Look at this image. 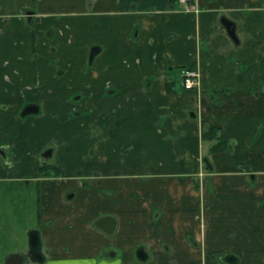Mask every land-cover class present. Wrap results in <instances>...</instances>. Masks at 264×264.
<instances>
[{
	"label": "crops",
	"instance_id": "1",
	"mask_svg": "<svg viewBox=\"0 0 264 264\" xmlns=\"http://www.w3.org/2000/svg\"><path fill=\"white\" fill-rule=\"evenodd\" d=\"M74 93L105 121L110 150L89 164V140L64 147ZM28 103L39 111L22 116ZM203 123L226 149L210 151ZM53 143L61 182L42 173ZM202 146L212 171L195 190ZM0 147V264L28 254L30 230L44 259L23 264H264V0H0Z\"/></svg>",
	"mask_w": 264,
	"mask_h": 264
},
{
	"label": "rangeland",
	"instance_id": "2",
	"mask_svg": "<svg viewBox=\"0 0 264 264\" xmlns=\"http://www.w3.org/2000/svg\"><path fill=\"white\" fill-rule=\"evenodd\" d=\"M93 33L94 32L91 33V36L93 35ZM51 54L54 55L55 58L54 57L53 58L55 60H58V62L57 61L56 62H57V65L59 66L58 67L59 69L62 68V67L60 68V66H62V65H63V67L65 66L64 65L65 63L63 64V62H64V56L66 57V54H67L66 51L64 53L60 51L58 54H56V53H51ZM69 66H71V65H69ZM62 69H64V68H62ZM72 100H73V103H75V104L70 105L68 107L66 106L65 109H64L65 111L63 112V114H60V115H63L64 118L63 119H61V118L59 119V122H61V121L63 122L64 121V124H63L64 125V137H63V139L65 140L64 147H66V148L68 147L66 143H69L70 147H73V146H75L74 144H78V143L84 144L86 142V140H89L91 143H85L84 148H83L84 149V152H83L84 153V155H83L84 157L83 158L86 159V160L84 159V161L86 162V164H89L90 158H92L95 153H97L99 155L100 153L103 154L105 151L107 152L108 150H110V148L106 147L104 145L103 141L100 139V138H106L107 137V136H105V132H104L105 130L103 128L104 125H105V121L102 120V119H99V114L98 113L101 112V109L98 108L97 111L95 112V114L92 115V112L90 110V105H89L88 101L85 100L86 103H87V104H85V102H83L82 98L80 96H78L77 93H74ZM98 100H100V99H98ZM98 100H97V103H98ZM78 103H79V105H77ZM28 104H30L32 106H37V108L39 110V106L37 104H34V103H28ZM49 110H50V112L48 113ZM55 110H56V112H54L52 110L51 106L47 109L46 118L48 117L51 120V121L48 122L49 124H51L54 121V118H55V115H56L57 111L60 112L59 108H57ZM30 113H34V112H30ZM52 114H53V116H52ZM109 114H111V113H109ZM58 117H61V116H58ZM69 123H74L76 125L75 126L76 130L78 128L80 129L79 132H77V134H78L77 138L75 136L73 137V133L76 130L71 131L70 132L71 136H69V132H68L69 130H68L67 127L72 125V124H69ZM80 124H83L84 127H81ZM92 125H99V126L97 128L96 127H90ZM48 137L56 138L57 134L55 132H53V131H49L48 132ZM65 137L67 139H65ZM96 140H97V142L98 141H101V142L95 148V144L97 143ZM77 141H78V143H77ZM202 141L204 142V144H208L209 145V143H210V142L207 143L204 140H202ZM87 145H91V146H87ZM89 147H90V149L88 151ZM52 148L54 150L53 156L50 159H44L41 156V160H47V165H45L43 167V170L50 169L49 170L50 171V175H51L50 176V178H51L50 180H56L54 182H58V181H60L58 179H65L68 176L64 175V173L62 172L64 170L63 169L64 165L62 164L61 159L57 158L58 152H56L57 146H56L55 143H53ZM206 149L207 148L205 146L201 147L200 154L204 157V159H202V156H201V159H202V160L200 159L201 168L198 169V171L195 172L192 175V177L195 179V182H194V186L196 187L195 190H204L206 188V180H208L207 177H206V174L210 170L212 171V164L213 163H212V161H210L211 160L210 159L211 156H209V153H207ZM95 150H96V152H95ZM57 166H60L61 171H60V168L57 167ZM86 172L89 173V171H86ZM86 172L84 171L82 175H85ZM183 172H185V171L183 170ZM188 173H190V172H188ZM92 175L96 176L97 173L92 172ZM86 177H87L86 179L82 178L81 181L86 183L89 180V174H87ZM189 178L190 177H189L188 174H185V176L180 177L181 184L179 183L178 190H187V187L189 186L188 185ZM209 180H210V178H209ZM99 181L103 182V180H99ZM85 185H87V184H85ZM53 187H55L54 184L50 183L47 188L51 190ZM108 190H110V189H108Z\"/></svg>",
	"mask_w": 264,
	"mask_h": 264
},
{
	"label": "water",
	"instance_id": "3",
	"mask_svg": "<svg viewBox=\"0 0 264 264\" xmlns=\"http://www.w3.org/2000/svg\"><path fill=\"white\" fill-rule=\"evenodd\" d=\"M221 24L224 26L226 29L228 35L236 42L238 43V38L235 33V23L233 20L225 17L224 15L221 16L220 18ZM98 52L97 48H92L90 52L89 59L90 61L94 57V55ZM30 112L37 113L38 108L37 106H32V105H27L23 111L22 115H26ZM0 154L4 155V151L0 150ZM52 154V148L47 149L45 152H43V156L45 158L51 156ZM98 225H100L105 231L107 232H112L113 229L115 228V220L113 217H105L102 218L98 221ZM29 253L28 254H23V253H15V254H10L7 259L5 264H23L26 260L27 257L30 256L32 260L34 261H42L44 259V256L41 253V240L40 236L37 231H30L29 232ZM137 257L141 260H146L147 256L146 253L144 252L143 249H137L136 251Z\"/></svg>",
	"mask_w": 264,
	"mask_h": 264
},
{
	"label": "trees",
	"instance_id": "4",
	"mask_svg": "<svg viewBox=\"0 0 264 264\" xmlns=\"http://www.w3.org/2000/svg\"><path fill=\"white\" fill-rule=\"evenodd\" d=\"M217 129L215 126H212L207 123L202 124V140L206 142H211L210 144V151H220L226 149L225 141L220 137L217 136ZM224 144V146L222 145Z\"/></svg>",
	"mask_w": 264,
	"mask_h": 264
},
{
	"label": "built area",
	"instance_id": "5",
	"mask_svg": "<svg viewBox=\"0 0 264 264\" xmlns=\"http://www.w3.org/2000/svg\"><path fill=\"white\" fill-rule=\"evenodd\" d=\"M179 2L183 3L187 8L192 7L191 0H179ZM198 72L193 68H185L182 71V83L186 89H192L197 84Z\"/></svg>",
	"mask_w": 264,
	"mask_h": 264
},
{
	"label": "flooded vegetation",
	"instance_id": "6",
	"mask_svg": "<svg viewBox=\"0 0 264 264\" xmlns=\"http://www.w3.org/2000/svg\"><path fill=\"white\" fill-rule=\"evenodd\" d=\"M27 105H30V104H27ZM26 105V106H27ZM39 111V110H38ZM50 148H52V147H48V148H46L43 152H45L47 149H50ZM0 150H3L4 151V155L6 156V151L4 150V147H1L0 148ZM53 152H54V150H53V148H52V154H51V156H49V157H47V158H45L44 156H42L44 159H50L52 156H53ZM45 165H47V160H43V164H42V167H44ZM50 169H46V170H43L42 171V173L43 174H50V171H49ZM55 172V171H54ZM38 232V231H37ZM39 234V233H38ZM40 236V235H39ZM29 249H30V247H29ZM27 253H29V250H28V252ZM24 254V253H23ZM28 255H30V253L28 254ZM27 259H28V257H27Z\"/></svg>",
	"mask_w": 264,
	"mask_h": 264
}]
</instances>
